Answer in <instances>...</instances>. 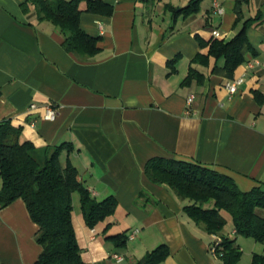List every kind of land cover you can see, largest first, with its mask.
I'll list each match as a JSON object with an SVG mask.
<instances>
[{"label": "crops", "instance_id": "obj_1", "mask_svg": "<svg viewBox=\"0 0 264 264\" xmlns=\"http://www.w3.org/2000/svg\"><path fill=\"white\" fill-rule=\"evenodd\" d=\"M104 1L114 5L111 16L82 13L81 27L101 37V51L82 60L64 50L63 34L40 21L34 6L24 12L25 0H0V121L10 119L22 128L20 139L39 149L72 143L62 164L71 160L97 200L117 199L115 213L94 228L74 206L84 264H135L161 244L170 249L164 264H221L210 253L214 235L188 217L187 202L169 186L150 180L146 165L154 157L200 163L243 191L264 188V103L254 94H264V0L242 4L244 19L261 20L247 31L257 55L236 69L234 78L245 81L232 97V79L211 75L214 59L210 67L193 65L207 75L203 85L182 81L196 54L208 50L197 36L210 40L217 30L228 41L241 29L236 0H203L200 12L176 22L166 5L182 6L173 0ZM178 55L172 73L167 62ZM48 105L54 119L45 117ZM37 231L23 199L0 208V264H34L42 252ZM122 233L125 246L109 239Z\"/></svg>", "mask_w": 264, "mask_h": 264}, {"label": "trees", "instance_id": "obj_2", "mask_svg": "<svg viewBox=\"0 0 264 264\" xmlns=\"http://www.w3.org/2000/svg\"><path fill=\"white\" fill-rule=\"evenodd\" d=\"M86 7L82 8V2ZM203 0H189L177 7L167 4L176 22L200 12ZM249 0H236L235 27L242 22L241 29L231 40L211 38L204 40L197 36L202 49L191 60L189 71L182 85L193 82L203 85L207 75L194 64L210 67L215 64L211 75L233 79L236 69L246 60L248 54L256 56L247 31L261 20V15L244 19L242 4ZM24 12L34 6L40 21L53 23L63 34L65 51L82 60L93 59L100 51L101 37L88 34L81 27L83 12L111 16L114 5L104 0H25L21 5ZM180 55L169 59L171 72L177 71ZM223 61V63H221ZM259 104L264 103V94L255 91ZM22 128L12 124L10 119L0 121V208L21 198L25 201L32 220L37 224L36 241L42 252L34 264H84L82 249L74 229L72 214L74 193L80 195V206L87 225L94 228L99 222L113 215L118 206L114 196L97 200L81 181L78 169L68 158L61 162L64 151L71 153L72 143L64 142L45 149L37 148L32 141L20 139ZM146 174L156 184L169 186L187 204L184 211L207 233L221 236L223 255L221 264H242V249L236 238L223 233L230 214L235 232L264 242V188L255 187L243 191L236 181L220 171L200 163L187 162L167 157L151 158L146 165ZM118 246H125L129 240L126 233L110 236ZM170 255L167 245L161 244L148 252L135 264H164ZM250 264H264V255L254 254Z\"/></svg>", "mask_w": 264, "mask_h": 264}, {"label": "built area", "instance_id": "obj_3", "mask_svg": "<svg viewBox=\"0 0 264 264\" xmlns=\"http://www.w3.org/2000/svg\"><path fill=\"white\" fill-rule=\"evenodd\" d=\"M217 8H218V11L219 12H222V7H220L219 5H217ZM214 36L215 37H220L221 36V33L219 31H214ZM258 61L257 60H254V61H250L249 62V67H253L255 63H257ZM245 81V77L244 76H240V77H236L232 80H230L228 83H227V90L230 94V97H232L239 89V86L241 84H243ZM194 100V95H191L189 98H188V104L189 106L192 105V102ZM36 108V105L35 104H32L30 106V109H35ZM46 118L48 119H54L57 115V111L55 108H53L52 106L48 105L46 106ZM188 113H190V110L188 111ZM136 233V231L134 233H132L130 235L131 238L134 237V234ZM222 250V239L218 236V235H214V239L212 241V243L210 244V253L215 257V258H220L222 255H223V252L221 251ZM114 258L118 261H122L124 259V257L120 254H114Z\"/></svg>", "mask_w": 264, "mask_h": 264}, {"label": "rangeland", "instance_id": "obj_4", "mask_svg": "<svg viewBox=\"0 0 264 264\" xmlns=\"http://www.w3.org/2000/svg\"><path fill=\"white\" fill-rule=\"evenodd\" d=\"M173 2L176 3L177 5L180 4V6H184V1H181V0H175L174 1L173 0ZM75 205L78 207L80 206V195L78 192L74 193V206ZM224 215L228 219V222L224 228L223 233L226 232L227 233L226 235H228V236L230 235L231 238L237 237V240H238L237 242H239V244L241 245V248H242L241 262H245V260L248 257H250V262H252L253 256L256 253L264 255V242H259L253 237L244 236V235L237 234V233H234L232 235L231 233H232L233 229L235 228L233 225L232 218H231L230 214H228L227 212H224ZM219 237L222 239L221 236H219ZM222 241H223V239H222Z\"/></svg>", "mask_w": 264, "mask_h": 264}]
</instances>
